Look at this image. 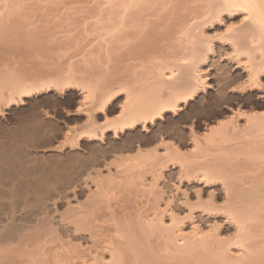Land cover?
I'll list each match as a JSON object with an SVG mask.
<instances>
[{"label":"bare ground","instance_id":"1","mask_svg":"<svg viewBox=\"0 0 264 264\" xmlns=\"http://www.w3.org/2000/svg\"><path fill=\"white\" fill-rule=\"evenodd\" d=\"M151 1H110L120 16L98 77L1 66L0 117L51 91L62 105L57 92L78 86L85 120L48 130L36 108L23 128L0 129V264H38L48 244V264H264L253 242L264 228V0H210L166 31L144 15ZM225 20L216 44L207 31ZM122 185L152 192L120 214Z\"/></svg>","mask_w":264,"mask_h":264},{"label":"rangeland","instance_id":"2","mask_svg":"<svg viewBox=\"0 0 264 264\" xmlns=\"http://www.w3.org/2000/svg\"><path fill=\"white\" fill-rule=\"evenodd\" d=\"M110 1L0 0V68L8 64L11 67L10 71H14L13 73H17L19 76H29L28 74L33 76L40 71L67 69L74 66V69L83 71L84 75L98 77L103 73L104 64H106L103 38L106 37V32L112 25L110 18L113 17V20L115 18L117 20L120 16V14L117 15L116 10H113L114 14H109ZM209 1L152 0L151 3L144 4L146 9L144 15H148L149 23L160 26L162 31H166L176 20L185 19L190 14L200 11ZM137 13L138 10L134 9L132 16H137ZM241 19V15L237 14L234 21L238 22ZM224 22L207 31L210 35L216 36V44L224 42L218 39L217 35H226L233 27L228 20ZM133 25L130 23V26ZM80 90V87L74 86L65 94L57 92V95L64 98L62 105H58L52 100L56 92L51 91L41 93L35 99L31 98L29 103L13 106L12 110L7 111L3 118L0 117V129L4 128L3 130L8 132L23 128L30 122L36 108L44 112L47 111L49 114L51 112V115L45 114L49 117L46 121L49 122L48 130L57 129V127L62 128L63 124L81 127L85 120V114H78L76 111L78 104L83 100ZM73 92L81 96L72 99L71 94ZM258 102L264 105L263 92L260 93ZM171 120L173 117L169 116L165 123H169ZM83 145L85 148H89L88 143H83ZM142 189L134 185H122L120 190L111 197L112 208L121 214L126 209L134 210L133 208L137 205L141 207V202H145L143 195L148 196L152 192L149 189H145V191ZM166 221L169 224L167 219ZM192 223L193 221H186L187 232L191 231L188 225ZM86 234L89 235V222L87 223ZM253 242L257 245L258 252L263 255V227L257 229ZM55 245L48 244L45 252H54L56 248L53 250L49 248ZM231 248L233 250L238 249L235 246ZM76 251V254L71 253L70 256L74 257L78 253L81 257H85L86 251H89V243L87 246L77 247ZM45 252L38 258L33 256V259L37 260L38 264H48L52 258L51 254L46 256ZM57 252L64 256L63 249H57ZM202 259L203 257L200 255L187 260L154 256L151 261L152 264L154 261H156L155 264L157 262L158 264H203ZM75 261L77 264L81 263V260ZM75 261H69L68 264H73ZM60 264H66L65 260L61 258Z\"/></svg>","mask_w":264,"mask_h":264}]
</instances>
